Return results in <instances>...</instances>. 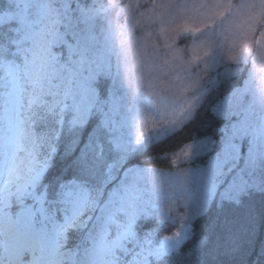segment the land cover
I'll use <instances>...</instances> for the list:
<instances>
[{
	"label": "snow or ice",
	"instance_id": "6c2138e0",
	"mask_svg": "<svg viewBox=\"0 0 264 264\" xmlns=\"http://www.w3.org/2000/svg\"><path fill=\"white\" fill-rule=\"evenodd\" d=\"M6 3L11 7L0 9V264H165L177 253L192 254L195 230L213 209L238 207L253 196L262 203L264 232V181L220 179L218 156L206 167L167 174L138 161L142 151L195 121L206 104L217 119L235 115L233 107L249 95L264 104V79L257 85L255 75L264 73V0ZM245 53L254 71L233 83ZM224 88L226 94L210 100ZM131 90L160 111L159 123L137 120ZM145 128L162 134L146 136ZM246 128L242 120L238 130ZM213 144L206 135L187 142L170 165L208 156ZM164 175L174 178L185 211L179 227L162 235L174 223V209H165L143 182ZM105 227L110 239L100 240ZM209 227L217 229L215 220ZM202 251H212L207 234L195 248Z\"/></svg>",
	"mask_w": 264,
	"mask_h": 264
},
{
	"label": "trees",
	"instance_id": "16d2710c",
	"mask_svg": "<svg viewBox=\"0 0 264 264\" xmlns=\"http://www.w3.org/2000/svg\"><path fill=\"white\" fill-rule=\"evenodd\" d=\"M0 4V9H1ZM10 8V7H7ZM243 63V62H242ZM240 64L241 75L233 83H239L245 79L247 65ZM227 88L221 89L213 94L211 99H217L226 94ZM210 102V101H209ZM225 117L217 119L208 113V104L200 110L198 118L188 124L183 130L169 135L159 143L153 144L147 151L138 155V161L142 166H153L160 170H169L170 156L183 144L202 136H209L214 141L213 147L217 149L221 143ZM100 139L105 141V150L110 146L107 144V133L101 131ZM262 203L259 197H250L241 206H231L223 210L213 209L208 218L200 221L195 230V238L191 242L193 250L191 255L183 252L165 264H264V232L259 230V213ZM215 220L217 229L211 230L210 221ZM177 228V223L166 224L161 234L172 232ZM211 237V252H195V248L204 235ZM110 238V237H108Z\"/></svg>",
	"mask_w": 264,
	"mask_h": 264
},
{
	"label": "rangeland",
	"instance_id": "374dc122",
	"mask_svg": "<svg viewBox=\"0 0 264 264\" xmlns=\"http://www.w3.org/2000/svg\"><path fill=\"white\" fill-rule=\"evenodd\" d=\"M98 2H102V0H98ZM0 4H2L1 9L11 7L6 3V0H0ZM242 64L247 65L248 68L246 79L249 72L254 71L251 57L247 53L244 54ZM255 75L256 83L259 85L261 80L264 79V73L256 71ZM117 86H119V80L117 81ZM125 91H130L126 85ZM132 97H136L138 100L136 112L133 113L137 120H143L147 117L150 122H160V111L152 107L146 97L137 96L135 91L131 90L129 99ZM182 103L183 100H179L176 102V106L178 107ZM232 112L235 115L229 114L225 116L226 123L223 126L221 143L217 149L213 147V151L208 156L193 157L189 161H182L179 166H172L169 170L161 171L167 174L187 168L196 169L206 167L212 156H218L219 161L223 164V168L219 170L220 179H231L235 177L238 180L243 178L249 183L264 181V135L260 134L261 129H264V104L258 101L253 103V97L249 95L240 104L234 106ZM242 120L246 121L247 128L241 131L238 129ZM233 124H236L237 128L234 129ZM160 127L162 128L163 125L161 124ZM131 131L135 133V127ZM144 132L146 136L150 134L154 136L162 134L154 128L151 131L149 128H145ZM253 154L256 157L255 163H251V156ZM237 157L239 158L237 159ZM174 183L175 181L172 176L164 175L143 182V186L147 189L154 188L159 193L165 209L169 205L173 207L172 216L175 218L174 222L177 223L178 228L180 213L185 211V209L183 208L181 195L175 192ZM193 188H195V185H193ZM105 239H110L106 235V227L100 233V240Z\"/></svg>",
	"mask_w": 264,
	"mask_h": 264
}]
</instances>
